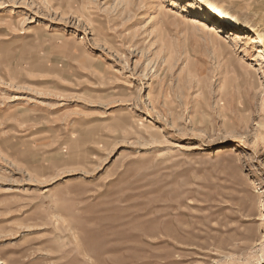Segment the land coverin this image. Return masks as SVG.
<instances>
[{
  "label": "rangeland",
  "instance_id": "obj_1",
  "mask_svg": "<svg viewBox=\"0 0 264 264\" xmlns=\"http://www.w3.org/2000/svg\"><path fill=\"white\" fill-rule=\"evenodd\" d=\"M196 1L0 0V264H264V46Z\"/></svg>",
  "mask_w": 264,
  "mask_h": 264
},
{
  "label": "bare ground",
  "instance_id": "obj_2",
  "mask_svg": "<svg viewBox=\"0 0 264 264\" xmlns=\"http://www.w3.org/2000/svg\"><path fill=\"white\" fill-rule=\"evenodd\" d=\"M234 0H197L196 4L199 8L204 9L205 12L211 14L212 17L222 18L223 21L230 27L229 29L233 31V28L245 29L249 32H253L257 35L258 42L264 46V33L260 23H253L245 13L236 9L233 5ZM195 4V3H194ZM214 27V26H213ZM215 29L210 28L209 31ZM227 43V41H224ZM258 60H264V50H260L256 55ZM253 76H255V71H253ZM264 120V119H263ZM237 157V156H236ZM164 237V236H163Z\"/></svg>",
  "mask_w": 264,
  "mask_h": 264
}]
</instances>
